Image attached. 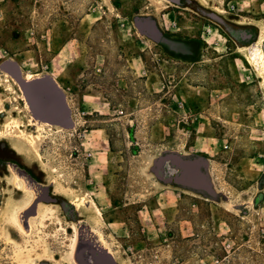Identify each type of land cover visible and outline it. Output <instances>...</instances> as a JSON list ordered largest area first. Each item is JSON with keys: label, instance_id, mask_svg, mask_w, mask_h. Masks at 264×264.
<instances>
[{"label": "rangeland", "instance_id": "374dc122", "mask_svg": "<svg viewBox=\"0 0 264 264\" xmlns=\"http://www.w3.org/2000/svg\"><path fill=\"white\" fill-rule=\"evenodd\" d=\"M262 4L0 0V264H264Z\"/></svg>", "mask_w": 264, "mask_h": 264}, {"label": "water", "instance_id": "95a60500", "mask_svg": "<svg viewBox=\"0 0 264 264\" xmlns=\"http://www.w3.org/2000/svg\"><path fill=\"white\" fill-rule=\"evenodd\" d=\"M50 78H46L43 82L46 83L51 89H53L52 92L53 96L58 99L56 101V105H51V112L54 115H58L62 117L63 111L66 112V116L68 115V110L66 106V102L64 100V94L63 92L55 85ZM48 92V91H47ZM49 92V93H50ZM51 96V93H50ZM200 162H192L187 165H180L182 170V175L179 178L178 182L183 185H188L194 188H200V189H207L206 179L205 176L199 171Z\"/></svg>", "mask_w": 264, "mask_h": 264}, {"label": "crops", "instance_id": "0c3cea01", "mask_svg": "<svg viewBox=\"0 0 264 264\" xmlns=\"http://www.w3.org/2000/svg\"><path fill=\"white\" fill-rule=\"evenodd\" d=\"M260 10L263 12V14H264V4H262L261 6H260ZM177 160L178 161H180V163H181V165H187V164H189V163H192V161H189L188 159H183V160H179V158H177ZM199 162V161H198ZM202 166H203V164L202 163H200V166H199V171L205 176V174H204V172H203V170H202ZM179 168H181L180 166H179ZM206 177V176H205ZM206 179V178H205ZM206 184H207V189H200V188H194V187H191V186H188V185H186L187 187H190V189L192 190V189H195V190H206V191H212L211 190V187H210V185L208 184V182L206 181Z\"/></svg>", "mask_w": 264, "mask_h": 264}, {"label": "bare ground", "instance_id": "6f19581e", "mask_svg": "<svg viewBox=\"0 0 264 264\" xmlns=\"http://www.w3.org/2000/svg\"><path fill=\"white\" fill-rule=\"evenodd\" d=\"M257 53H258V52L255 51L254 56H251V55L249 56L248 60H249L250 63H252V62L254 61V57H257V56H256ZM258 59H259V61H262V60L264 59V55H260ZM12 124H13V127H18V123L13 122ZM5 127H6V126H5ZM11 128H12V127H11ZM0 135H2V133H1Z\"/></svg>", "mask_w": 264, "mask_h": 264}, {"label": "flooded vegetation", "instance_id": "af4514ba", "mask_svg": "<svg viewBox=\"0 0 264 264\" xmlns=\"http://www.w3.org/2000/svg\"><path fill=\"white\" fill-rule=\"evenodd\" d=\"M251 40H253V36L251 34H248V33L243 34L242 41L248 43V42H251Z\"/></svg>", "mask_w": 264, "mask_h": 264}, {"label": "built area", "instance_id": "2783aa9c", "mask_svg": "<svg viewBox=\"0 0 264 264\" xmlns=\"http://www.w3.org/2000/svg\"><path fill=\"white\" fill-rule=\"evenodd\" d=\"M207 33H208V35H212L213 34V29L212 28H208L207 29Z\"/></svg>", "mask_w": 264, "mask_h": 264}]
</instances>
